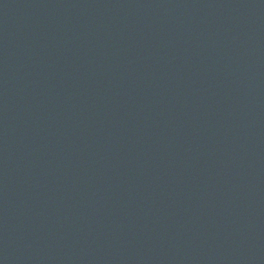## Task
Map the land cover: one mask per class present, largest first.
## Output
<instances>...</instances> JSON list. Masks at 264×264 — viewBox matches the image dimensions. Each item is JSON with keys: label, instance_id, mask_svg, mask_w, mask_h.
I'll use <instances>...</instances> for the list:
<instances>
[{"label": "water", "instance_id": "95a60500", "mask_svg": "<svg viewBox=\"0 0 264 264\" xmlns=\"http://www.w3.org/2000/svg\"><path fill=\"white\" fill-rule=\"evenodd\" d=\"M0 264H264V0H0Z\"/></svg>", "mask_w": 264, "mask_h": 264}]
</instances>
